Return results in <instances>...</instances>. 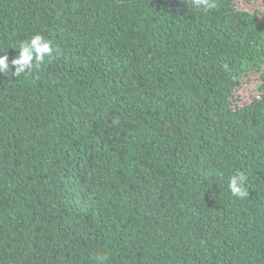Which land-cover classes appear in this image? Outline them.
<instances>
[{
    "label": "trees",
    "instance_id": "obj_1",
    "mask_svg": "<svg viewBox=\"0 0 264 264\" xmlns=\"http://www.w3.org/2000/svg\"><path fill=\"white\" fill-rule=\"evenodd\" d=\"M215 2L0 0L55 48L0 74V264H264V0Z\"/></svg>",
    "mask_w": 264,
    "mask_h": 264
},
{
    "label": "clouds",
    "instance_id": "obj_2",
    "mask_svg": "<svg viewBox=\"0 0 264 264\" xmlns=\"http://www.w3.org/2000/svg\"><path fill=\"white\" fill-rule=\"evenodd\" d=\"M192 8L198 11H209L217 7L215 0H191ZM16 55L9 60L7 52L0 53V74L19 77L39 68L46 58H51L55 48L49 39L37 33L19 42ZM247 177L243 171L237 170L228 182L230 194L237 199L248 196L245 187Z\"/></svg>",
    "mask_w": 264,
    "mask_h": 264
}]
</instances>
